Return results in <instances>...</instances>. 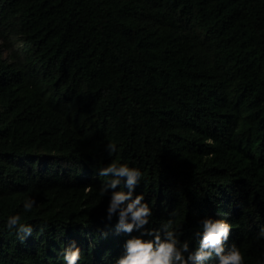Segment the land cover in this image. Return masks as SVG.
Instances as JSON below:
<instances>
[{
    "label": "trees",
    "instance_id": "obj_1",
    "mask_svg": "<svg viewBox=\"0 0 264 264\" xmlns=\"http://www.w3.org/2000/svg\"><path fill=\"white\" fill-rule=\"evenodd\" d=\"M113 162L152 210L132 233L107 219ZM207 218L264 261V0H0V264H65L72 241L116 264L169 220L191 253Z\"/></svg>",
    "mask_w": 264,
    "mask_h": 264
},
{
    "label": "clouds",
    "instance_id": "obj_2",
    "mask_svg": "<svg viewBox=\"0 0 264 264\" xmlns=\"http://www.w3.org/2000/svg\"><path fill=\"white\" fill-rule=\"evenodd\" d=\"M109 154L117 151L116 144L109 142L106 145ZM99 176L112 178L107 181L101 189V195L107 194L109 189H116L121 185L128 189L125 191H113L107 206V219L111 220L114 213L118 212L117 230L123 229L126 233H132L134 229H141L149 223L152 210L147 203H144L143 194L133 198V189L140 181L142 173L139 169L130 168L127 165L110 163L98 172ZM122 178H124L122 180ZM36 203L34 198H28L24 202V210L31 211ZM202 232L199 236L198 247L194 252L189 253L187 241L180 243L178 239V226H174L169 220L164 226L165 239L161 238V233L155 229H143L141 236H151L150 240L139 237L128 239L126 242V254L120 257L116 264H201L209 261L213 257L216 264H245L244 255L239 249L232 245L225 251V243L230 236L232 225L222 219H204L202 222ZM6 227L11 230L16 229V235L21 242L26 236L33 232L31 225L21 223L20 215L8 217ZM258 238H264V228H261ZM188 253L187 256L184 254ZM81 259L80 249L75 245V241L63 252L65 264H79ZM264 264V261L258 262Z\"/></svg>",
    "mask_w": 264,
    "mask_h": 264
},
{
    "label": "rangeland",
    "instance_id": "obj_3",
    "mask_svg": "<svg viewBox=\"0 0 264 264\" xmlns=\"http://www.w3.org/2000/svg\"><path fill=\"white\" fill-rule=\"evenodd\" d=\"M14 37L12 36V38H11V42L12 43H9L7 46H9V48L16 49L18 52H20V55H21V50H20L21 42H20V39L18 37L17 38L16 37L14 38Z\"/></svg>",
    "mask_w": 264,
    "mask_h": 264
}]
</instances>
